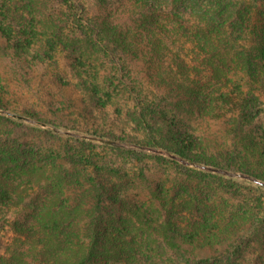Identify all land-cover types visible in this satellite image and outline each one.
<instances>
[{"label":"trees","instance_id":"obj_1","mask_svg":"<svg viewBox=\"0 0 264 264\" xmlns=\"http://www.w3.org/2000/svg\"><path fill=\"white\" fill-rule=\"evenodd\" d=\"M0 41L3 99L61 57L68 76L52 85L90 95L138 136L96 126L117 145L103 149L56 131L81 120L63 93L4 101L0 264H264V221L135 182L152 178L150 160L264 182V0H0Z\"/></svg>","mask_w":264,"mask_h":264},{"label":"rangeland","instance_id":"obj_2","mask_svg":"<svg viewBox=\"0 0 264 264\" xmlns=\"http://www.w3.org/2000/svg\"><path fill=\"white\" fill-rule=\"evenodd\" d=\"M0 47H5L2 41H0ZM55 62L57 63V65H54L52 63H49V65L47 61H44V64L42 63V66L37 68L31 74V78L30 76H26L25 80L29 81L31 88L27 89L26 86L21 85L22 88H20V91H22L23 93L27 92L28 95H24L22 97L23 93L18 91V95L8 94V97L6 99H3V97L0 96V107H4V101H9V99H12L17 102L24 100V98L28 96L27 98L30 99L31 103H36L38 100L44 101L46 99V96L49 94V91H51V93H53V95L55 96H59V94L63 93V97L65 99L69 97V99L74 104V109L72 106L71 111L69 113H71L73 109V113L75 115H78V118H81V120L75 122L73 126H68L69 130L59 127L58 129H56L53 126H48V129L50 131L56 129V131L65 133L68 136H75L81 140L90 141L99 148L104 147L103 149L108 147H116L117 145L112 141L109 142L106 139H102V141H107L108 147L104 146L103 143H99L98 138L94 137L92 133L93 129L96 126L103 127L105 131L112 133L115 137H119L124 141L132 140L133 138H138V136L133 132V129L130 125L123 123L124 121H115V118H113V115L109 111H106L107 113L101 112L100 109L95 106V104H92L90 102V95L83 93L79 94L78 91H75L71 88H65L63 90H60V88L58 89L53 86L52 78L54 75L59 73L61 76H68L67 65L61 59V57H57ZM26 73L29 74L28 71H26ZM53 99L55 100L54 97ZM65 103L67 104V102ZM49 119L50 122L53 123V118L51 116ZM168 127L169 123L167 122L166 124H164V126H162L161 132L167 137H174L173 132L169 131ZM89 129H91V132H88ZM181 133H185L183 129H181ZM211 142L214 143L213 141ZM95 153L96 155H98L97 152ZM148 155H152V153L149 152ZM113 165L114 167L125 168L128 171H131L132 173H138L137 169H139L140 166L129 159H116L114 160ZM141 165V169L143 170L151 169L149 175L150 177L152 176V178H135V182L138 184L148 186V182L150 181L158 182L162 180L168 188H173V190L175 191V186H177L179 189H185L187 193L190 194V196L197 197L199 199V203L204 200L208 201L210 199V204L213 206V208L221 209L216 211H220L219 213H223L225 218L233 217L235 219H239L242 217H239L238 212L242 213L244 211H247L248 215L246 218H244L247 225L254 222L258 226L261 221H264L263 181L259 182L249 177L246 178L244 176L239 175L235 171H217L197 167V171L199 170L201 172L208 173L206 174L207 177H201V180L197 176H191L192 178H188L187 176H185L184 170H180L176 167H171L166 162H161L157 160L155 162L150 160L143 161V164ZM257 168L260 169L261 167L257 166ZM190 174L194 175V173ZM177 179L178 181H176ZM233 213H235V215H233ZM258 228H261L262 236H264V225H259ZM206 236L207 235L201 238V240H205ZM207 239L211 240L217 238L214 235L212 236V238ZM221 239L224 240V238Z\"/></svg>","mask_w":264,"mask_h":264}]
</instances>
